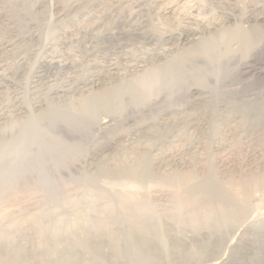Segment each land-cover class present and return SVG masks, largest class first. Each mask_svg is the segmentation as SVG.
<instances>
[{"label": "rangeland", "instance_id": "374dc122", "mask_svg": "<svg viewBox=\"0 0 264 264\" xmlns=\"http://www.w3.org/2000/svg\"><path fill=\"white\" fill-rule=\"evenodd\" d=\"M150 2L0 0V231L37 215L86 226L106 207L124 229L133 205L157 222L174 217L181 235L217 224L235 234L229 247L242 237L241 254L264 236V116L251 110L264 104V29L251 60L232 48L179 67L208 32L154 33L163 26ZM166 2L178 28L189 17L250 28L264 16V0ZM142 146L158 158L150 180L98 173ZM202 183L216 197L186 188ZM229 247L217 264H231ZM138 253L125 242L127 264H145Z\"/></svg>", "mask_w": 264, "mask_h": 264}, {"label": "bare ground", "instance_id": "6f19581e", "mask_svg": "<svg viewBox=\"0 0 264 264\" xmlns=\"http://www.w3.org/2000/svg\"><path fill=\"white\" fill-rule=\"evenodd\" d=\"M166 1L152 0V3L150 2L153 7L152 10L156 11L151 13L152 7L149 8L151 10L150 17L152 14H157V19H160L163 26L162 30L161 26H157L160 30L158 28L152 29L154 33L156 31L168 37L177 35L182 38H189L208 32L205 38L194 42L195 47L191 49L192 51L187 50L188 52L184 51L185 53L181 54L177 60L179 67H183L191 61L195 54L205 56L207 60H213L216 54L228 53L232 48H236L242 55L251 60L252 56L255 57V53L250 54L251 51L262 44L260 41L263 36L264 24L261 22H264L262 19L264 14H261L262 18L250 16L254 22L250 28H244L239 23L240 21L236 22L235 19L236 23L233 25L230 23L231 26H227V28L212 30L211 28L215 26H209L210 23L206 25L197 22L191 17H185L187 20L184 19V26L178 28L176 19L171 16L175 10L171 9L170 6L167 7ZM146 6L149 7L148 4ZM149 10L147 9V12ZM180 11H184V9ZM247 67L249 66L245 61L243 68ZM251 110L256 117L264 116V104L261 102L256 103ZM173 122L174 120H172ZM165 133L167 131L156 129L151 134L157 139H161ZM139 147L121 150L113 155L112 159L101 162L97 166L98 173L121 179L128 178L138 183H145L150 180L152 177L151 167L158 158L154 157L151 148H143L142 146L143 149H140L141 147ZM186 188L206 194L210 198L216 197L215 189L208 183H202L198 186L187 185ZM104 209L98 218L88 220L86 226L79 223V215L71 218L55 215L44 218L37 217V215L15 221L0 231V264H127L123 259L125 242L137 248L138 254L145 264H217L223 256H226L224 250L227 251V247L233 243L232 237L235 235L234 233L233 235H231L232 233L229 234L227 230L222 232L217 224H213L212 228L208 225L205 232L181 235L183 232L180 231V228L182 227L178 222H174L173 216V219L171 220L169 217L167 222H157L156 219L144 214L133 205L127 206L130 219L126 222L124 229H119L112 221L108 208ZM242 241L241 237L235 243L236 246L229 247L230 253L227 257L231 260L230 263L264 264V236L260 235L253 242L256 246H253L251 253L241 254L239 252L242 249L240 247Z\"/></svg>", "mask_w": 264, "mask_h": 264}]
</instances>
